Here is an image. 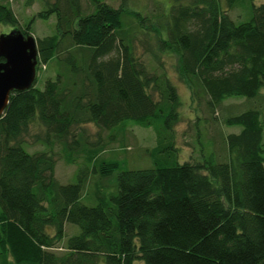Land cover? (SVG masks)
I'll use <instances>...</instances> for the list:
<instances>
[{"label": "trees", "instance_id": "trees-1", "mask_svg": "<svg viewBox=\"0 0 264 264\" xmlns=\"http://www.w3.org/2000/svg\"><path fill=\"white\" fill-rule=\"evenodd\" d=\"M8 1L0 0V26L29 36L32 21L20 26ZM40 1L35 18L54 16L56 25L36 40V70L53 62L56 75L42 90L35 79L13 92L0 117V264H264V105L222 117L241 127L223 137L226 161L179 163L178 91L136 53L150 18L102 0H91L90 12L81 0ZM238 3L171 0L146 29L160 52L177 56L192 100L203 99L210 114L230 97L264 104V3L236 24L228 12ZM128 122L154 131L148 168L121 170V161L101 157L100 137L89 145L80 133L93 124L113 140ZM27 138L45 150L28 152ZM57 155L82 159L76 183L55 178ZM90 173H117L113 189L98 180L88 187ZM90 197L95 204H84ZM68 224L79 234L67 236Z\"/></svg>", "mask_w": 264, "mask_h": 264}, {"label": "rangeland", "instance_id": "rangeland-1", "mask_svg": "<svg viewBox=\"0 0 264 264\" xmlns=\"http://www.w3.org/2000/svg\"><path fill=\"white\" fill-rule=\"evenodd\" d=\"M26 0H10L8 1L10 8L15 14L20 26H27L31 21L30 36L36 40L54 34L56 19L54 16L48 20L35 18L44 5L40 0H36L31 5H26ZM53 2L54 0H50ZM105 3L118 8L120 5L127 10H135L141 13L144 17H149L150 20H160V10L167 5L171 0H102ZM82 8L85 12L91 11V0H81ZM264 3V0H239L236 7L228 12L231 20L236 23L247 22L252 13L251 5L258 6ZM159 16V17H158ZM153 17V18H152ZM148 22L140 25V33L137 34L138 40L136 44V53L139 55L148 70L151 72L160 73L162 71L171 79L175 85L181 106L179 108L181 121L175 126V142L174 146L178 152V162L182 163L189 160H201L203 157H213L217 162L226 161V149L223 142V137L227 134H237L240 132L241 127H225L221 123L222 117L226 115H239L249 109L260 110L262 103L256 99H247L243 97H230L223 101L219 109L210 114L207 112L203 99L197 103L192 100L190 90L182 82L178 72L177 56L173 53L160 52L157 48L156 41L149 39L146 33L152 34L147 31ZM132 24V23H130ZM14 30L11 26H0V34H8ZM154 55L156 57H154ZM56 75V66L53 62L42 66L40 71L36 74L35 86L42 90L44 82L47 79H54ZM125 133L120 135H113V140L109 139V135L113 132L101 130L93 124L84 125L80 133L85 138V142L89 145L93 143L98 137L102 142H105L106 147L101 153L104 159H116L121 161V170H137L148 168L151 166L149 158V151L156 145V137L151 128H144L135 126L132 122H128L125 127ZM31 134L42 133V130L37 126H32L30 129ZM27 145L24 148L28 152H38L45 150L44 146L32 143L31 138H27ZM262 141L264 143V126L262 131ZM32 143V144H31ZM111 143V144H110ZM110 144V145H108ZM58 146L56 145L55 151L57 152ZM58 153V152H57ZM55 165V178L61 184H74L76 183V171L83 163L81 158H77L74 164L64 162L58 155L56 156ZM117 173L112 175L108 180L96 179L94 174L90 173L88 179V187H92L93 183L98 180L103 189H113ZM94 189V188H92ZM112 190L104 191L105 194L110 193ZM86 205H94L93 197L83 199ZM67 236L79 234V228L75 225L68 224L65 229ZM63 245H59V247ZM56 252H60L58 249ZM135 264H143L136 262Z\"/></svg>", "mask_w": 264, "mask_h": 264}, {"label": "water", "instance_id": "water-1", "mask_svg": "<svg viewBox=\"0 0 264 264\" xmlns=\"http://www.w3.org/2000/svg\"><path fill=\"white\" fill-rule=\"evenodd\" d=\"M37 44L32 36L14 29L0 34V117L11 94L29 89L36 78Z\"/></svg>", "mask_w": 264, "mask_h": 264}, {"label": "flooded vegetation", "instance_id": "flooded-vegetation-1", "mask_svg": "<svg viewBox=\"0 0 264 264\" xmlns=\"http://www.w3.org/2000/svg\"><path fill=\"white\" fill-rule=\"evenodd\" d=\"M3 61V59H0V62H2Z\"/></svg>", "mask_w": 264, "mask_h": 264}]
</instances>
